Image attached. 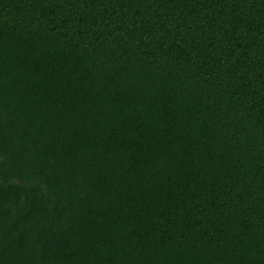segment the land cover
Instances as JSON below:
<instances>
[{
  "label": "trees",
  "instance_id": "trees-1",
  "mask_svg": "<svg viewBox=\"0 0 264 264\" xmlns=\"http://www.w3.org/2000/svg\"><path fill=\"white\" fill-rule=\"evenodd\" d=\"M0 264H264V0H0Z\"/></svg>",
  "mask_w": 264,
  "mask_h": 264
}]
</instances>
